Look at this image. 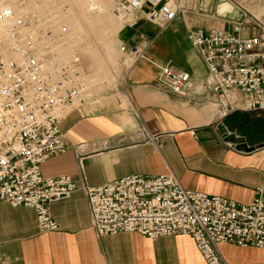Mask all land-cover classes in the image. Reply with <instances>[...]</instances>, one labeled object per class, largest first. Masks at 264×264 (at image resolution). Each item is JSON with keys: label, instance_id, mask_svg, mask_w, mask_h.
Masks as SVG:
<instances>
[{"label": "built area", "instance_id": "2783aa9c", "mask_svg": "<svg viewBox=\"0 0 264 264\" xmlns=\"http://www.w3.org/2000/svg\"><path fill=\"white\" fill-rule=\"evenodd\" d=\"M111 3L119 22L135 25L144 20L159 31L187 14L176 0ZM27 9L30 12L23 13ZM41 10L40 0H0V201L32 210L38 231L45 233L57 228L48 206L80 190L90 227L100 238L121 233L150 240L184 235L205 264H226L218 253L223 244L264 250V205L259 198L244 206L187 191L172 175L127 176L92 187L80 158L78 187L67 176H42L46 160L68 151L59 125L85 103L88 89L78 50L66 52L69 30ZM237 32L187 27V40L205 68L202 86L211 95L208 103L217 123L233 113L264 119V31L252 37ZM118 51L131 66L146 60L144 47L122 44ZM157 69L161 89L181 96L191 88L188 73L169 63Z\"/></svg>", "mask_w": 264, "mask_h": 264}, {"label": "crops", "instance_id": "0c3cea01", "mask_svg": "<svg viewBox=\"0 0 264 264\" xmlns=\"http://www.w3.org/2000/svg\"><path fill=\"white\" fill-rule=\"evenodd\" d=\"M179 1L201 7L199 0ZM194 19L178 16L163 31L144 20L135 24L124 43L146 48V60L126 70L115 97L85 101L60 122L69 149L42 164L44 178L67 176L78 187L80 158L92 187L127 176L172 175L187 191L244 206L259 198L264 205V121L253 113L214 121L202 86L205 68L186 36ZM168 63L190 76L192 86L181 96L156 84L157 67ZM221 125L255 150L224 142ZM48 212L57 228L40 233L32 210L0 201V264H205L188 236L97 237L80 190L51 203ZM218 253L226 264H264V250L252 247L223 244Z\"/></svg>", "mask_w": 264, "mask_h": 264}, {"label": "rangeland", "instance_id": "374dc122", "mask_svg": "<svg viewBox=\"0 0 264 264\" xmlns=\"http://www.w3.org/2000/svg\"><path fill=\"white\" fill-rule=\"evenodd\" d=\"M57 1L61 7L58 11L65 14L59 18L61 19L59 21H69L67 18H71L73 22L80 23V28L83 29L82 33L75 36L77 38H74V41L69 42L71 40L69 39L67 41L69 43H66L67 47H69V53L72 52L71 49L74 47L78 50L77 53L83 74L89 77L86 101L115 97L126 70L131 66L129 59L120 54L118 48L125 44L128 33L135 28V25L119 22L112 13L109 0H103V2L101 0ZM176 1L187 11V16L194 15V26L205 29L216 28L229 33H233L237 29V33L242 37L259 36L264 31V0H199L201 7H190V9H187L181 1ZM184 1L190 2L192 0ZM221 2L228 3L233 11L223 16L218 15L217 8ZM100 4L106 5V7L104 8ZM55 5H57L56 2ZM18 9L21 10V8ZM93 9L103 10V13L95 11L96 16H102L104 21L107 19V23L109 18H112V22L119 23L120 27L112 35H108V30L97 34L90 32L88 27L83 28L82 24L90 22L85 16L91 15L92 13L90 12ZM143 10L149 11V7L145 6ZM24 11L28 13L30 9ZM255 115L258 117H253V119L258 118L264 121L261 115ZM249 132L253 136L254 132L252 130Z\"/></svg>", "mask_w": 264, "mask_h": 264}, {"label": "bare ground", "instance_id": "6f19581e", "mask_svg": "<svg viewBox=\"0 0 264 264\" xmlns=\"http://www.w3.org/2000/svg\"><path fill=\"white\" fill-rule=\"evenodd\" d=\"M40 1L42 2V10L41 11H43L44 13L47 12V13L53 14L55 17V21H57L61 24H64L67 27V29L69 30V34L67 36L68 37L67 41H69V39H71L69 42L74 41V38H77L75 36L77 34L82 33L83 29L80 28V23L78 24L77 22H73L71 20V18H67V19H69V21H67V20L66 21L63 20V22L59 21V20H61L59 18L63 17L65 14L58 11V9L61 7H60V4L58 3L57 0L56 1H54V0H40ZM101 1L103 2V0H101ZM55 2L57 3V5H55ZM61 2H63V0H61ZM109 2H110V7H111L112 6L111 0H109ZM100 5H102V4H100ZM102 6H104V8L106 7V5H102ZM14 10L17 12L21 11L18 8H15V6H14ZM95 11L103 13V10H101V9L91 10L90 13H92V14L85 16L87 18V20H89L90 22H88V24H82L83 28L88 27V30L90 32L97 33V34H101L103 31L105 32L108 30V32H109L108 35H112L120 27L119 23H118L119 24L118 25L117 23L112 22V18L111 19L109 18V22L107 23V19L104 21V18L102 16H100V17H99V15L96 16ZM232 11H233L232 8L226 2H221V4L217 8V14L222 15V16L226 15L228 13H231ZM23 13H27V12L23 11ZM99 19L103 20L104 22L99 20ZM82 25H81V27H82ZM104 41H106V40L104 39ZM69 42H67V43H69ZM66 49H67L66 52L69 53V47H66ZM88 79H89V77H86V85L88 84ZM99 82H100V80H99Z\"/></svg>", "mask_w": 264, "mask_h": 264}, {"label": "water", "instance_id": "95a60500", "mask_svg": "<svg viewBox=\"0 0 264 264\" xmlns=\"http://www.w3.org/2000/svg\"><path fill=\"white\" fill-rule=\"evenodd\" d=\"M220 135L222 136L224 142L236 147L237 149L242 148L243 152L250 153L255 149L253 147H247L245 139L242 137H236L234 134L228 133L222 125L218 128Z\"/></svg>", "mask_w": 264, "mask_h": 264}]
</instances>
